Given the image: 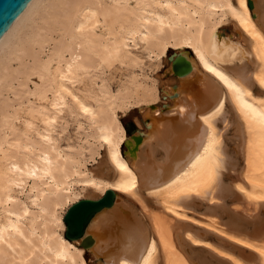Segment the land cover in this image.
I'll return each instance as SVG.
<instances>
[{
    "label": "bare ground",
    "instance_id": "1",
    "mask_svg": "<svg viewBox=\"0 0 264 264\" xmlns=\"http://www.w3.org/2000/svg\"><path fill=\"white\" fill-rule=\"evenodd\" d=\"M260 21L264 0H30L0 39V264H89L86 253L90 264H264ZM130 40L162 63L183 52L192 69L170 63L176 86L137 75L96 86L106 62L141 66ZM134 107L145 128L136 119L129 132L120 112ZM66 113L81 135L67 148ZM77 184L117 192L88 249L64 235Z\"/></svg>",
    "mask_w": 264,
    "mask_h": 264
},
{
    "label": "rangeland",
    "instance_id": "2",
    "mask_svg": "<svg viewBox=\"0 0 264 264\" xmlns=\"http://www.w3.org/2000/svg\"><path fill=\"white\" fill-rule=\"evenodd\" d=\"M232 25L231 22L224 24L220 29L223 28H230ZM228 34L231 33V31H227ZM130 48L132 50V52L137 55L140 59H142V63L141 66H136V67H129L125 64H119L118 62L112 63V62H106L105 67L102 71V73L100 74L101 76L98 77L96 80L98 81V83L96 84V86L99 83H102V80L104 79L114 90H117L121 84L126 80V78L130 75H137L139 77V79H143V80H151L152 78H155L158 82V84L160 85L162 82L170 80L172 81V83L177 82V78L176 76H174L172 73H165V71L167 70V68L170 65V62L168 60V57H166V61L164 63L162 62H158L157 60H153L152 57H150L148 54L145 53L143 47L141 46V43L138 44H134V42L132 40H130ZM175 49H170L169 54L172 53V51ZM38 77L37 75H32V80L30 81V85L34 86V80H37ZM18 85V81H15L14 86ZM76 88H78V90L81 92L82 90H86L89 88V79L85 78L83 80H79L78 82H76ZM19 95H16L14 92H10L9 93V98L11 100L13 99H17L19 98ZM35 97L33 95H31L30 100H34ZM163 102H167V99L163 98L160 100V102H158L157 104H161ZM29 104V101H24L21 106L22 107H26ZM16 106H19V104L16 103ZM171 110H174V107H164L162 106V114H166L168 112H170ZM63 120L67 121V127L65 129H62L61 126L57 127V134L59 135V142L61 144L62 147L67 148L68 146H76L80 143V138L81 135L79 134V128H78V122L76 121V119L69 115L68 113L64 114ZM120 117L123 121L124 124L130 122V121H136L139 120L140 123L142 124V127L145 128V123H143L142 119H141V115L139 113V107H134L131 110L128 111H121L120 112ZM20 121V120H19ZM232 123V122H231ZM87 126V124H86ZM225 136L227 139V143L230 146V148L232 147V144L234 146L233 141L235 140V138H233V140L231 139V137H234V127L230 126L227 131L225 132ZM126 151V147H123V152ZM235 153V152H234ZM101 159V158H99ZM239 160V165L238 167L240 168V170L243 167V158L238 157ZM98 162L94 163V160H90L89 162V167H93L94 165H96ZM78 187V189L81 190V198H98L99 196H101L102 194L99 193L98 191L94 190L91 187H87V188H82L83 185L81 184H77L76 185ZM19 195L21 197H24L23 193H19ZM138 207V206H137ZM2 216V214H1ZM227 220V219H226ZM237 229V228H236ZM66 230V228H65ZM65 230H64V235H65ZM247 231H251V228H248ZM231 251H234L237 255H240L241 257L248 259L249 257H247L251 252L250 249H241V248H233L232 246H227ZM241 249V250H240ZM245 251V252H244ZM86 260L89 262V264L91 262H94L92 257L90 256V253H86L85 255ZM90 259V261L88 260Z\"/></svg>",
    "mask_w": 264,
    "mask_h": 264
},
{
    "label": "water",
    "instance_id": "3",
    "mask_svg": "<svg viewBox=\"0 0 264 264\" xmlns=\"http://www.w3.org/2000/svg\"><path fill=\"white\" fill-rule=\"evenodd\" d=\"M29 2L30 0H0V39ZM249 5L254 9V0H249ZM253 15L254 17L257 16L255 12ZM259 24L264 29V24L261 21ZM168 60L172 65L171 72H174L175 75L186 74L192 69L191 61L183 52H172ZM176 85L177 84L175 83L174 86ZM141 119H143L142 116ZM129 125L130 123L126 124L127 129L130 132ZM133 137L137 141L141 139V137L137 135H133ZM130 151H132V149H130ZM116 197L117 192L113 189H108L104 195L98 199L84 198L71 205L64 218L67 226L65 236L72 241H79L80 238L84 237L94 216L104 209L112 207L115 203ZM92 240V235H86L80 245L88 249L92 244ZM88 260L90 261V259Z\"/></svg>",
    "mask_w": 264,
    "mask_h": 264
}]
</instances>
